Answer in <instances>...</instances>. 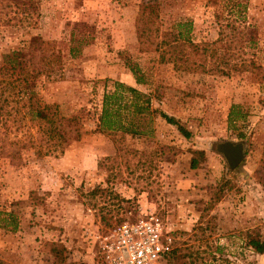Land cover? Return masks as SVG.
<instances>
[{
  "label": "rangeland",
  "instance_id": "rangeland-1",
  "mask_svg": "<svg viewBox=\"0 0 264 264\" xmlns=\"http://www.w3.org/2000/svg\"><path fill=\"white\" fill-rule=\"evenodd\" d=\"M141 1L0 0V66L16 50L21 63L41 69L36 97L75 115L80 131L56 155L22 148L12 163L0 152V211L17 223L13 232L0 228V264H54L52 245L63 247L56 264H95L90 236L143 208L173 229L176 252L161 264H264V252L245 247L241 235L255 228L264 239V0H233L231 9L229 0H159L162 29L191 23L199 46L190 68L140 48ZM112 81L149 95L150 109L190 135L153 113L145 135L100 132L101 95ZM233 104L243 117L229 124ZM28 117L17 127L9 116L0 137L35 139ZM222 141L243 145L233 169L215 150Z\"/></svg>",
  "mask_w": 264,
  "mask_h": 264
},
{
  "label": "trees",
  "instance_id": "trees-1",
  "mask_svg": "<svg viewBox=\"0 0 264 264\" xmlns=\"http://www.w3.org/2000/svg\"><path fill=\"white\" fill-rule=\"evenodd\" d=\"M229 1L230 9L238 5L233 0ZM159 3V0H142L139 4L135 19V33L140 48L147 49L152 46L157 53L158 61L169 62L174 67L190 68L194 64V53L198 51L199 46L188 36L191 23L189 20H176L167 28L162 29L159 24ZM182 27L187 28L181 29ZM221 40V37L216 39L214 44ZM185 49H187V53L184 52ZM17 55L18 51L16 50L4 55V64L0 66V126L2 124L7 126L6 120L11 116L12 120L17 122L18 127L27 114L28 121L36 127L37 136L32 139L29 133H23L22 136L15 137L16 135H14V137L8 138L7 133H2L0 152L12 163L19 162L22 148H31L35 156L56 155L62 153L70 141L80 137L75 115L65 116L60 112L57 104L39 101L32 89V79L41 73V69L34 66L29 68L26 62L21 63L17 59ZM127 67L136 84L144 83L145 77L136 64L128 63ZM106 87L104 84L97 116V127L100 132L110 134L120 131L130 136L145 135L147 130L143 126L149 122L153 113L163 118L167 123L175 125L184 137L190 135L174 117L158 109H150L149 95L119 81H112L111 87ZM19 101L24 103L17 106L16 103ZM9 103H11L9 107L11 111L7 109ZM237 107L233 104L229 108L227 113L229 124H233L237 118L243 117L239 114L240 111L237 110ZM22 108L25 110L21 111ZM196 165L197 161L191 158L190 167L194 168ZM8 225L9 231L13 232L16 229L15 216L11 211H0V228H6ZM241 235L245 247L257 254L264 252V239L258 229H245ZM62 250L61 245L60 247L51 246V251L57 258L62 257ZM174 252H176L175 248L171 250L170 255ZM57 258H55L54 264H56Z\"/></svg>",
  "mask_w": 264,
  "mask_h": 264
},
{
  "label": "built area",
  "instance_id": "built-area-1",
  "mask_svg": "<svg viewBox=\"0 0 264 264\" xmlns=\"http://www.w3.org/2000/svg\"><path fill=\"white\" fill-rule=\"evenodd\" d=\"M91 237L95 264H161L173 249V229L155 211L138 209Z\"/></svg>",
  "mask_w": 264,
  "mask_h": 264
},
{
  "label": "water",
  "instance_id": "water-1",
  "mask_svg": "<svg viewBox=\"0 0 264 264\" xmlns=\"http://www.w3.org/2000/svg\"><path fill=\"white\" fill-rule=\"evenodd\" d=\"M215 150L224 157L229 169L235 168L243 158L241 142L222 141L216 143Z\"/></svg>",
  "mask_w": 264,
  "mask_h": 264
}]
</instances>
